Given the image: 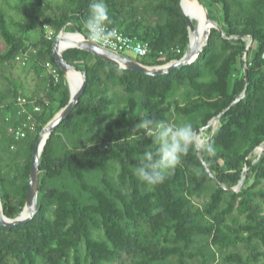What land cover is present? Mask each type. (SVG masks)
Returning a JSON list of instances; mask_svg holds the SVG:
<instances>
[{"label":"trees","instance_id":"trees-1","mask_svg":"<svg viewBox=\"0 0 264 264\" xmlns=\"http://www.w3.org/2000/svg\"><path fill=\"white\" fill-rule=\"evenodd\" d=\"M201 1L223 32L212 27L198 58L169 72L122 67L77 46L63 51L87 72L86 89L44 146L36 213L25 224L0 222V264H264V150L255 154L264 144V0ZM90 3L0 0V68L28 53L35 72L29 82L1 71L0 194L9 217L26 205L42 129L71 98L54 41L65 26L87 35ZM106 3L111 26L148 42L149 53L136 58L142 63L165 64L187 51L181 0ZM48 61L59 68L58 79ZM21 96L30 111L34 104L41 110L34 128L16 139L26 115ZM217 116L218 125L206 128ZM144 118L190 122L195 133L182 164L155 186L134 175L141 155L156 147L136 133ZM203 128L207 165L196 145ZM246 166L241 188H226L239 185Z\"/></svg>","mask_w":264,"mask_h":264},{"label":"water","instance_id":"water-1","mask_svg":"<svg viewBox=\"0 0 264 264\" xmlns=\"http://www.w3.org/2000/svg\"><path fill=\"white\" fill-rule=\"evenodd\" d=\"M183 1L184 0H181V6L182 7H183ZM198 2L201 5H203L206 9L207 22L211 23L212 27H218L219 30L223 32V29L219 25V23L217 21H215L214 19H212L210 12H209L208 8L206 7V5L201 0H198ZM183 10H184V8H183ZM184 13L186 14L187 19L189 21L190 42H191V34H192V32L197 33L199 26L194 23V20L192 19V17L189 14H187V12L185 10H184ZM212 27L206 31L205 39L202 43L198 44L197 46H195L193 48H190V42H189V47H188L187 51L185 52V54L180 59H175V60L169 61L168 63L161 64V65L144 64L141 61H139L138 59L132 58V57L127 56V55L122 54V53L114 52V51H112V50H110L104 46H98L96 44V42L90 41L86 37H83L82 40H80L76 44H73L69 47H72V46L81 47V48H84V49L92 52L95 55H98L102 58L113 61L122 67H127L130 69H135L138 71L145 72L147 74L156 75V74H163V73L169 72V71H171V70H173L179 66H182V65L187 64V63H191L192 61L196 60L198 58L200 52L203 50V48L205 47V45L207 44V42L209 40ZM74 32H78L81 35H84V33L82 31H79V30L74 31ZM232 37H238V36H232ZM63 38H66V37H64L62 34H58L55 41H54V44H53L54 57H55L57 63L59 64V66L61 67V69L65 72L67 79H68V72L70 70H75V71H77L83 75L82 82H81L80 86L78 87V89L75 92H73L72 86H71L69 79H68L70 92H71V98H70L69 103L66 106H64L63 108H61L55 114V116L45 125V127L42 129V131L40 133L39 138L37 139V141L35 143L34 150H33L32 166H31V171H30V176H29V187H28L27 202H26L24 209L20 213V215H18L17 217H14V218L7 216L4 212L3 204H2V206L0 204V222L3 226H6V227H13V226H17L20 224H25L30 219H32V217L36 213L37 207H38L39 185H40V178H41V168H40L41 154H42V151L44 149V146L47 143V140L50 137L52 131L61 122H63V120L66 117H68V115L72 112L75 105L79 102L81 95L83 94V92L86 89L87 72L79 70L76 67V65L71 64L65 58V56L63 54V51L65 49H62L60 46L61 40ZM252 42H253V38H251L249 43H248V46L246 49L247 51L249 50ZM245 73L248 74V65L247 64L245 65ZM248 83H249V79L247 78L246 87L248 86ZM245 94H246V89L243 91V93L241 95H239L233 101L232 104L239 101L243 96H245ZM219 117L220 116H217L215 119H212L208 123L206 128L210 125H213L215 122H217L219 120ZM203 129H205V128H203ZM44 133H47V137L44 140V142L41 143L42 136ZM196 145H197V148L199 149V153H200L202 160L207 165V163L204 159L202 145L198 142L197 136H196ZM259 148L261 150L260 154H262V152L264 150V144L260 145ZM207 168L211 172V170L208 166H207ZM248 169H249V167L246 166L244 169L241 181L237 187L226 186V188H230L232 190H239L241 188V186L243 185L245 179H246ZM211 174L213 175L212 172H211ZM0 200L2 202L1 194H0Z\"/></svg>","mask_w":264,"mask_h":264},{"label":"clouds","instance_id":"clouds-1","mask_svg":"<svg viewBox=\"0 0 264 264\" xmlns=\"http://www.w3.org/2000/svg\"><path fill=\"white\" fill-rule=\"evenodd\" d=\"M111 23L106 0H91L89 14L84 21L88 39L96 42L98 46L108 45L114 39L119 40L118 30L109 27ZM135 129L136 133H143L151 138L156 147L154 151L148 150L141 155L134 175L148 186L161 184L182 164L183 158L189 152L195 139L192 124L144 118L139 120ZM207 150L210 153L215 151L211 145L207 146Z\"/></svg>","mask_w":264,"mask_h":264},{"label":"built area","instance_id":"built-area-1","mask_svg":"<svg viewBox=\"0 0 264 264\" xmlns=\"http://www.w3.org/2000/svg\"><path fill=\"white\" fill-rule=\"evenodd\" d=\"M110 28H113V26L109 25ZM116 28V27H114ZM120 34L119 40H112L110 44L104 45V47L117 52V53H123L125 51L135 53L139 56H146L149 53V44L148 42H145L141 39H138L135 36L129 35L125 33L124 31L116 28ZM67 33H74V31L68 30L66 26L59 32V34H62L64 37H67ZM78 33V32H77ZM48 37L53 38L55 36V32L53 29H48L47 31ZM83 37H87V35L84 33L82 35ZM35 52V50H33ZM30 55L28 53H25V55H20L18 57V60H20L23 64H26L28 58ZM264 56V52H263ZM47 69L50 73L56 76V78H59V68L55 66L51 61H48L46 63ZM29 100L26 97H19L18 104L22 108V111L26 113L25 118L23 121L18 125V127L15 130V136L16 139H21L27 135L28 129L34 128V112L40 111L41 106L39 104H34V111H30L27 108V103Z\"/></svg>","mask_w":264,"mask_h":264},{"label":"bare ground","instance_id":"bare-ground-1","mask_svg":"<svg viewBox=\"0 0 264 264\" xmlns=\"http://www.w3.org/2000/svg\"><path fill=\"white\" fill-rule=\"evenodd\" d=\"M186 4L187 5H185L186 6V8H185L184 7V1H183L184 10L187 12V14H189L192 17V19L194 21L197 22L196 25L199 26L198 32L197 33L192 32V34H191L194 37H192V39H191L190 48H193V47L197 46L198 44H200L204 41L206 31L209 30L212 27V25H211V23L207 22L206 9L203 5H201L198 2V0H190ZM197 9L202 10L201 15L197 13ZM82 39H83V36L80 33L67 35L66 38H63L61 40L60 46L62 49H66L67 47H69L73 44H76L77 42H79ZM68 78H69V82L72 86V90H73V92H75L82 82L83 75L81 73L75 71V70H70L68 72ZM46 137H47V133H44L42 136L41 143L44 142ZM0 204L2 206L1 200H0Z\"/></svg>","mask_w":264,"mask_h":264},{"label":"rangeland","instance_id":"rangeland-1","mask_svg":"<svg viewBox=\"0 0 264 264\" xmlns=\"http://www.w3.org/2000/svg\"><path fill=\"white\" fill-rule=\"evenodd\" d=\"M54 1L57 2V1H61V0H54ZM189 1L190 0H184V7L185 8H186L185 5H187L186 3L189 2ZM197 13L201 15L202 14V10L201 9H197ZM75 31H77V30H75ZM75 33H77V32L67 33V35H71V34H75ZM192 37H194V36L191 35V39H192ZM252 53H253V51L251 52V54ZM122 54H125V55L130 56V57L135 58V59L138 57L135 53H131V52H128V51H125ZM139 58H141V57H139ZM1 71H8L9 74L14 75L16 77L23 78V79H25V80H27L29 82H33V78H34L33 75H35L34 74L35 72H33V70L29 67V65L28 64H23L20 60L17 61L16 64H14V66L9 65L7 67V69L6 68H4V69L0 68V80L3 78V76L1 75ZM213 125H215V127H216L218 125V121L215 122ZM208 136H209V134L207 133L206 128H205L200 134L197 135L198 142L202 145L207 140ZM0 137H1V134H0ZM260 151H261L260 148H257L255 150V154L260 153ZM194 264H199V263L196 262Z\"/></svg>","mask_w":264,"mask_h":264}]
</instances>
